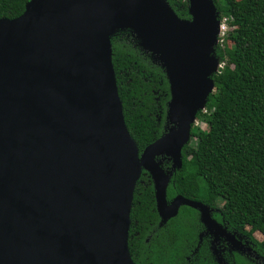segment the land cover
<instances>
[{"label":"water","instance_id":"water-1","mask_svg":"<svg viewBox=\"0 0 264 264\" xmlns=\"http://www.w3.org/2000/svg\"><path fill=\"white\" fill-rule=\"evenodd\" d=\"M186 1L188 19L165 0H28L0 17V264H134L127 230L141 169L160 222L187 205L213 225L201 202L175 195L166 205L155 160L180 167L219 62L212 0ZM116 29L131 31L168 83L164 130L140 152L117 95Z\"/></svg>","mask_w":264,"mask_h":264},{"label":"trees","instance_id":"trees-1","mask_svg":"<svg viewBox=\"0 0 264 264\" xmlns=\"http://www.w3.org/2000/svg\"><path fill=\"white\" fill-rule=\"evenodd\" d=\"M27 1L0 0V17L19 15ZM165 1L177 17L189 18L186 0ZM212 2L218 16L225 15L233 28L214 45L213 55L222 65L210 76L213 90L204 111L196 112L206 129L191 125L166 198L180 194L208 205L219 203L233 229L248 226L262 235L253 244L264 261V0ZM109 43L124 124L140 152L164 130L168 83L162 67L130 30H113ZM157 222L152 185L142 170L129 210L127 248L132 262L217 264L201 246L185 260L200 229L193 208L181 205L174 216L159 226ZM232 260L228 264H258L237 254Z\"/></svg>","mask_w":264,"mask_h":264},{"label":"flooded vegetation","instance_id":"flooded-vegetation-1","mask_svg":"<svg viewBox=\"0 0 264 264\" xmlns=\"http://www.w3.org/2000/svg\"><path fill=\"white\" fill-rule=\"evenodd\" d=\"M155 159L158 162L161 169L163 170V172H166L168 169H170V166L172 163L169 157L164 156V155H157ZM177 169L179 168L174 167L171 169L170 174L168 175L167 185L169 182H171V177ZM147 176L149 177L151 185H152V180H151V177L148 175V173H147ZM152 190H153V185H152ZM175 195H180V194H174L169 199H167L166 198V188H165L166 205L169 204L170 200ZM153 198H154V194H153ZM190 200L198 201L195 199H190ZM198 202H201L207 206L208 216L214 223L213 225L209 227L204 225L200 221V212L197 209L193 208L196 211L197 220L200 224V229L197 232L196 242L192 246L189 255L185 256L186 262L190 260L191 256L196 252L199 246L205 248L208 251V253L212 255L213 259L215 260L217 264L219 263L217 262L215 253L222 256L226 262H228L229 260L233 261L232 258L234 254L240 255L258 264L263 262V258L260 257L254 249V244H253L254 238H252L250 235L247 234V232L245 231V226L241 227L240 230L233 229L231 226H229L227 221L224 220V218L221 215L219 203L208 205L202 201H198ZM154 206H155V202H154ZM180 206L181 205L177 207V210ZM157 217H158L157 226L161 225L168 219L167 218L164 222H160V217L158 216V214H157Z\"/></svg>","mask_w":264,"mask_h":264},{"label":"rangeland","instance_id":"rangeland-1","mask_svg":"<svg viewBox=\"0 0 264 264\" xmlns=\"http://www.w3.org/2000/svg\"><path fill=\"white\" fill-rule=\"evenodd\" d=\"M228 44H231L232 43V41L231 40H228ZM204 109H205V105L203 106V108L201 109V110H199V111H204ZM191 125H197L199 128H201V129H206V126H205V124L203 123V122H201V121H199L198 120V118H197V115H195V117L193 118V120H192V124ZM169 126V124H167V127ZM192 141V140H191ZM156 160V159H155ZM173 167L172 166H170V169H168L165 173L167 174V175H169L170 174V171H171V169H172ZM142 171V169L140 170V172ZM140 172H139V174H140ZM245 231L247 232V234L248 235H250L252 238H254V240H261L262 239V235L258 232V231H256V230H251L248 226H245ZM215 257H216V259H219V261H220V263L219 264H227L228 262H226L225 261V259L222 257V256H220V255H218L217 253H215ZM262 263H264V261L262 262Z\"/></svg>","mask_w":264,"mask_h":264},{"label":"built area","instance_id":"built-area-1","mask_svg":"<svg viewBox=\"0 0 264 264\" xmlns=\"http://www.w3.org/2000/svg\"><path fill=\"white\" fill-rule=\"evenodd\" d=\"M217 19H218V33L216 35L215 45L220 44L223 41L224 36H226V33L233 28V26L229 24V20L225 15H221V17L217 16ZM221 65L222 63L218 62L217 71L221 67Z\"/></svg>","mask_w":264,"mask_h":264}]
</instances>
